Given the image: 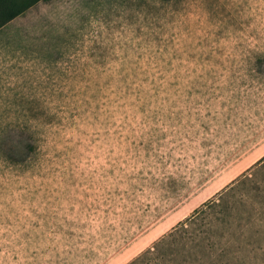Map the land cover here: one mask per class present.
I'll list each match as a JSON object with an SVG mask.
<instances>
[{
  "label": "rangeland",
  "instance_id": "rangeland-1",
  "mask_svg": "<svg viewBox=\"0 0 264 264\" xmlns=\"http://www.w3.org/2000/svg\"><path fill=\"white\" fill-rule=\"evenodd\" d=\"M263 140L264 0L42 1L0 29V264H129L208 200V264H264Z\"/></svg>",
  "mask_w": 264,
  "mask_h": 264
},
{
  "label": "trees",
  "instance_id": "trees-1",
  "mask_svg": "<svg viewBox=\"0 0 264 264\" xmlns=\"http://www.w3.org/2000/svg\"><path fill=\"white\" fill-rule=\"evenodd\" d=\"M42 1L46 0H0V29ZM6 137L7 140L10 138L8 135ZM15 148L16 153L25 151L23 142L11 145L9 149L15 151ZM219 207L218 212L222 213L221 203L215 205L213 200L206 201L193 211L191 218L195 217V220L189 226L185 227L183 222H179L171 232L129 264H208L205 252L209 250V224L205 220L210 211Z\"/></svg>",
  "mask_w": 264,
  "mask_h": 264
},
{
  "label": "crops",
  "instance_id": "crops-1",
  "mask_svg": "<svg viewBox=\"0 0 264 264\" xmlns=\"http://www.w3.org/2000/svg\"><path fill=\"white\" fill-rule=\"evenodd\" d=\"M247 138L248 141L249 137ZM263 157H264V140L253 144H247L246 151L244 152V156H242L236 162H234L231 170L235 173L246 171L251 167H253L255 164H257Z\"/></svg>",
  "mask_w": 264,
  "mask_h": 264
}]
</instances>
